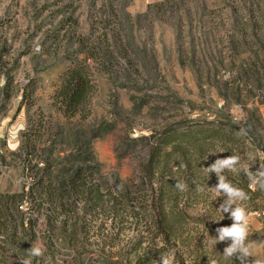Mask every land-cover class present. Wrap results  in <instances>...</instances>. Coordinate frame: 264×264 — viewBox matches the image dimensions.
I'll return each instance as SVG.
<instances>
[{
    "label": "rangeland",
    "instance_id": "obj_1",
    "mask_svg": "<svg viewBox=\"0 0 264 264\" xmlns=\"http://www.w3.org/2000/svg\"><path fill=\"white\" fill-rule=\"evenodd\" d=\"M253 1L0 0V264H240L223 254L230 241L213 240L233 221L207 170L231 155L241 170L221 174L248 194L233 205L249 216L248 264H264V189L246 175L264 168V0ZM89 53L88 112L65 117L52 96ZM35 127L41 149L21 148ZM45 163L54 178L83 165L103 192L119 181L145 209L64 224L48 200L27 197Z\"/></svg>",
    "mask_w": 264,
    "mask_h": 264
},
{
    "label": "trees",
    "instance_id": "obj_2",
    "mask_svg": "<svg viewBox=\"0 0 264 264\" xmlns=\"http://www.w3.org/2000/svg\"><path fill=\"white\" fill-rule=\"evenodd\" d=\"M243 1L249 2L251 6L255 4L253 0ZM152 6L149 5L148 8ZM248 12L254 13L253 9L248 10ZM259 16L263 18L264 13H261ZM92 57L93 54L89 53L82 59H71L66 70L60 76L59 85L52 96V102L65 117L85 116L88 112V95L91 89V71L88 60ZM255 62L257 61H253L254 72L256 69ZM23 136H25V140L23 139L21 148L27 150L30 147L31 151H34L36 148L41 149L42 134L36 130V127L29 135ZM169 138H171V135L168 134L152 146L147 162L143 166L146 173V177H142L144 183H154L153 178L159 156L161 155V145L169 142ZM36 165H38L37 161L34 163V166ZM92 175V171H87L86 167L77 164L69 173H64L61 177L60 175H56L54 178L52 177L50 165L45 163L42 173L40 175L35 173L32 176L34 183L29 186V191L27 192L29 195L27 197H30L33 201L38 198L48 200L50 202L48 207L51 211L55 213L59 212L62 215L64 224L69 222L76 214L79 216L82 212V215L85 216L97 208L104 210L108 217L111 216L112 219L123 210L126 214L131 213L133 215L134 209H145V206L139 204L138 198L130 194L127 186H124V190L118 184L120 182L117 181L114 187H109L106 192H103L99 182L91 177ZM144 178L148 180L145 181ZM159 190L162 196L163 190L161 186ZM14 196L16 195H5V197ZM155 202H152L151 208ZM58 208L59 210H57ZM152 211L155 218L162 216V219L160 217L158 220L157 228L166 237L169 236L166 225L162 223L165 218L163 206H156ZM138 257L140 258V256Z\"/></svg>",
    "mask_w": 264,
    "mask_h": 264
},
{
    "label": "clouds",
    "instance_id": "obj_3",
    "mask_svg": "<svg viewBox=\"0 0 264 264\" xmlns=\"http://www.w3.org/2000/svg\"><path fill=\"white\" fill-rule=\"evenodd\" d=\"M239 156L231 155L224 158H217L214 163L207 167L208 172L215 173L218 177V184L215 186L216 191L221 192L226 199L220 204L223 213H229V218L233 221L230 226L218 227L215 231L216 236L213 240L218 242L230 241L223 250V254L228 258H235L240 264H248L247 258L253 255V244L248 241L249 234V216L245 207L237 205L233 207L236 201H246L248 194L241 188L234 186L231 182L221 174L225 169L238 172L241 169L237 167L239 164ZM250 180V188L259 186L264 189V168H260L256 173L246 172ZM176 187L183 190L184 185L177 182ZM31 255H42V248L34 246L30 250ZM162 264H170L165 256H161ZM24 264H28L27 261Z\"/></svg>",
    "mask_w": 264,
    "mask_h": 264
}]
</instances>
